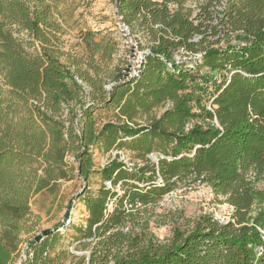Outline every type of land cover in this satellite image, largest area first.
I'll use <instances>...</instances> for the list:
<instances>
[{"label":"trees","instance_id":"obj_1","mask_svg":"<svg viewBox=\"0 0 264 264\" xmlns=\"http://www.w3.org/2000/svg\"><path fill=\"white\" fill-rule=\"evenodd\" d=\"M113 3L145 51L135 74L113 33L64 51L50 0H0V264H264V0ZM112 151L137 161L98 167ZM72 182L69 219L35 242L32 200ZM178 184H205L228 219L160 240Z\"/></svg>","mask_w":264,"mask_h":264},{"label":"rangeland","instance_id":"obj_2","mask_svg":"<svg viewBox=\"0 0 264 264\" xmlns=\"http://www.w3.org/2000/svg\"><path fill=\"white\" fill-rule=\"evenodd\" d=\"M50 2L54 7L57 22L64 29V34L61 37L64 51L69 50L77 42L79 31L113 33V36L121 43L116 59L121 60L123 65H127L125 74L132 72L139 55H143L145 51L137 48L134 38H129L128 34L120 31L113 0H50ZM142 44H144L143 41ZM165 109L166 107L153 110L152 117H158ZM110 118L111 116L106 114L101 116L104 121ZM115 156H119L120 160L127 163L137 161L131 153L112 151L97 155L96 164L101 167ZM152 156L155 155H149L154 158ZM97 187H99V183L92 182L91 188ZM79 190L80 183L72 182L62 187L61 198L58 201L53 200V197L47 194L35 197L31 202V210L33 213L32 223H35L36 227L35 232L28 237L36 236L44 230H51L57 225L63 219L68 200ZM220 200L215 198L211 189L205 184H196L191 187L178 184L176 189L160 202L159 208L156 210L159 215L158 226L155 223L152 224V226L155 225L153 232L160 240H163L171 235L173 227L186 230L204 215H209L214 220L223 223L228 219L231 209L228 205L221 204ZM78 205L79 203L76 204L77 209L73 212L74 220H78L80 214L83 213L78 209Z\"/></svg>","mask_w":264,"mask_h":264},{"label":"water","instance_id":"obj_3","mask_svg":"<svg viewBox=\"0 0 264 264\" xmlns=\"http://www.w3.org/2000/svg\"><path fill=\"white\" fill-rule=\"evenodd\" d=\"M117 19H118V21H119V25H120L119 28H120V31L123 32V33H125V34H128V30H127V28L122 24L121 19H120L119 17H118ZM150 159H151L152 162H155V163L157 162L156 155L154 156V159H155V160H153L151 157H150ZM82 191H83V189L80 190L79 193H77L75 196H73V197L68 201V205H67V207H66V210H65V213H64V216H63V220H64V221H66V220L69 219V216H70V214H71V208H72L73 202H74L75 198L78 196V194H80ZM51 231H52V230H44V231H42L41 233L37 234V235L34 237V241L37 242V243H39V242L43 239V237H47V236L51 233ZM22 259H23V256H21V260H22Z\"/></svg>","mask_w":264,"mask_h":264},{"label":"built area","instance_id":"obj_4","mask_svg":"<svg viewBox=\"0 0 264 264\" xmlns=\"http://www.w3.org/2000/svg\"><path fill=\"white\" fill-rule=\"evenodd\" d=\"M189 1H191V0H189ZM176 59H179L178 57H175ZM141 59H142V55H139V57H138V59L136 60V62H135V67L132 69V73L133 74H135V70H136V68L138 67V65H139V63H140V61H141ZM208 109L210 110L211 108L210 107H208ZM123 161V160H122ZM125 164H127V166H130L126 161H123ZM161 183V180L159 179L158 180V184H160ZM106 186L107 187H109V184H106Z\"/></svg>","mask_w":264,"mask_h":264},{"label":"bare ground","instance_id":"obj_5","mask_svg":"<svg viewBox=\"0 0 264 264\" xmlns=\"http://www.w3.org/2000/svg\"><path fill=\"white\" fill-rule=\"evenodd\" d=\"M152 157H154V156H152ZM153 160H155L154 158H152Z\"/></svg>","mask_w":264,"mask_h":264},{"label":"crops","instance_id":"obj_6","mask_svg":"<svg viewBox=\"0 0 264 264\" xmlns=\"http://www.w3.org/2000/svg\"><path fill=\"white\" fill-rule=\"evenodd\" d=\"M127 152V151H126ZM128 153H130V152H128ZM133 155V154H132Z\"/></svg>","mask_w":264,"mask_h":264}]
</instances>
